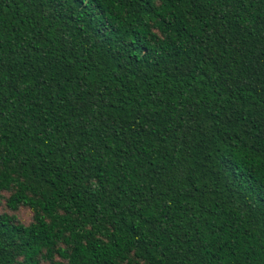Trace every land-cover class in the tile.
Returning <instances> with one entry per match:
<instances>
[{"label": "trees", "instance_id": "trees-1", "mask_svg": "<svg viewBox=\"0 0 264 264\" xmlns=\"http://www.w3.org/2000/svg\"><path fill=\"white\" fill-rule=\"evenodd\" d=\"M0 206V264H264V0H0Z\"/></svg>", "mask_w": 264, "mask_h": 264}, {"label": "rangeland", "instance_id": "rangeland-1", "mask_svg": "<svg viewBox=\"0 0 264 264\" xmlns=\"http://www.w3.org/2000/svg\"><path fill=\"white\" fill-rule=\"evenodd\" d=\"M6 207L0 206V210H5ZM17 215L25 222H29L31 220V211L29 209L21 208L17 211Z\"/></svg>", "mask_w": 264, "mask_h": 264}]
</instances>
